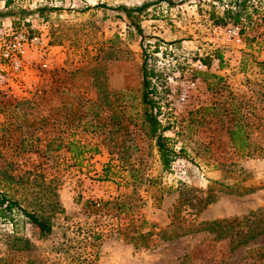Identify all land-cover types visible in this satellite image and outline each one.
I'll use <instances>...</instances> for the list:
<instances>
[{
	"label": "rangeland",
	"instance_id": "374dc122",
	"mask_svg": "<svg viewBox=\"0 0 264 264\" xmlns=\"http://www.w3.org/2000/svg\"><path fill=\"white\" fill-rule=\"evenodd\" d=\"M5 3L11 27L41 26L50 69L31 89L0 90V176L24 208L51 217L53 233L40 239L26 220L21 251L0 221V264L95 263L92 231L102 234L97 264H264V234L234 249L213 231L162 238L264 207V0L239 38L210 18L225 0ZM146 57L178 153L167 169L145 118ZM237 122L246 149L231 143ZM139 233L151 235L136 246Z\"/></svg>",
	"mask_w": 264,
	"mask_h": 264
},
{
	"label": "trees",
	"instance_id": "16d2710c",
	"mask_svg": "<svg viewBox=\"0 0 264 264\" xmlns=\"http://www.w3.org/2000/svg\"><path fill=\"white\" fill-rule=\"evenodd\" d=\"M226 7L222 13L212 11L210 14L211 20L216 24L220 25H233L240 28V32L244 33L246 26L253 22V12H258V4L262 3V0H225ZM224 4V1H220ZM145 8V7H143ZM264 22V18L262 19ZM139 30V27H137ZM222 55H220V58ZM204 64L210 65L209 59H204ZM264 65V63H260ZM156 71L154 68L148 66V59L145 58L143 62V102L145 104V118L149 122L151 136L157 141L158 151L160 153L162 165L164 168L171 167L172 163L178 157L176 150L169 144L170 138L165 135V131L169 129L164 127L160 115L162 114L161 106L159 101L154 100L155 96L159 95L158 86L152 84V78L156 77ZM231 143L234 144L238 149H246L250 142L246 131V125L237 122L233 127L229 129ZM107 166L106 169H108ZM110 178V171L105 170L103 179ZM9 176H0V221L4 224L12 225V234L15 235V240H21L23 242V248L21 251L30 248L29 240L18 236L23 229L26 227V220L37 229L40 239H47L53 233V223L51 217L41 216L35 212H30L24 208L21 202L13 198L7 191V185L10 184ZM6 188V189H3ZM214 202V198L211 196L199 199L200 210H203L211 203ZM109 203V202H107ZM119 204V202H116ZM121 205V204H120ZM130 224L131 221H130ZM202 231H213L216 232L218 238H229L231 244H235L234 248L248 244L253 239L264 234V207L258 209V211L251 212L242 218H235L233 220H215L211 222H201L198 225H193L182 232L164 230L162 238L173 239L186 235L189 233H198ZM128 228H126L125 234H127ZM88 237H85L86 242L94 250L95 261H98L99 244L98 241L102 238V234L92 231L87 233ZM151 233H139L138 237L133 236L131 239L136 243L139 237L148 238ZM136 246H139L136 243ZM144 247H149L150 243L146 242ZM88 264H97L92 260L86 261ZM5 264H9L6 260ZM15 264V263H11Z\"/></svg>",
	"mask_w": 264,
	"mask_h": 264
},
{
	"label": "built area",
	"instance_id": "2783aa9c",
	"mask_svg": "<svg viewBox=\"0 0 264 264\" xmlns=\"http://www.w3.org/2000/svg\"><path fill=\"white\" fill-rule=\"evenodd\" d=\"M230 36L239 38L240 28L233 26ZM49 69V50L41 26L8 27L0 24V90L31 89L37 82L35 73ZM183 89L178 100L180 105L186 102L189 84H183Z\"/></svg>",
	"mask_w": 264,
	"mask_h": 264
},
{
	"label": "crops",
	"instance_id": "0c3cea01",
	"mask_svg": "<svg viewBox=\"0 0 264 264\" xmlns=\"http://www.w3.org/2000/svg\"><path fill=\"white\" fill-rule=\"evenodd\" d=\"M8 6V3H5L4 6L0 5V14L3 13L5 14L6 11H8L6 8V10H3V7H6ZM0 21L5 25V26H8V27H11L13 25H11L10 23L12 22V18L10 16H4V17H0Z\"/></svg>",
	"mask_w": 264,
	"mask_h": 264
}]
</instances>
